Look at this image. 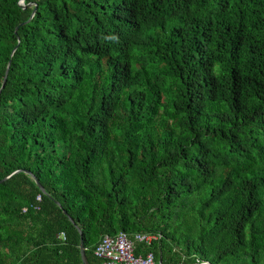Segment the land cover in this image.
<instances>
[{"label":"trees","instance_id":"1","mask_svg":"<svg viewBox=\"0 0 264 264\" xmlns=\"http://www.w3.org/2000/svg\"><path fill=\"white\" fill-rule=\"evenodd\" d=\"M8 63L0 264H264V0H0Z\"/></svg>","mask_w":264,"mask_h":264},{"label":"built area","instance_id":"2","mask_svg":"<svg viewBox=\"0 0 264 264\" xmlns=\"http://www.w3.org/2000/svg\"><path fill=\"white\" fill-rule=\"evenodd\" d=\"M37 201L41 200L37 196ZM26 209H23L25 212ZM59 238L64 239L63 234ZM161 239L160 234L138 233L129 237L124 232L115 235H104L94 249L97 264H157L154 254L149 251L155 242ZM142 247L143 254L135 255L138 247Z\"/></svg>","mask_w":264,"mask_h":264},{"label":"water","instance_id":"3","mask_svg":"<svg viewBox=\"0 0 264 264\" xmlns=\"http://www.w3.org/2000/svg\"><path fill=\"white\" fill-rule=\"evenodd\" d=\"M34 11H35V10H34ZM33 13H34V12H33ZM9 64H10V63H8V66H7V69H6V72H5V76H4V79H3V82H2V85H1V88H0V92H1V90L4 88L5 83H6V78H7V73H8V67H9ZM18 172H19V171H16V172H14L13 174H16V173H18ZM24 173H26L27 175L31 176V178H33V180H34L35 184L37 185V187L39 188V190L42 192V194L45 195L46 192H45L43 186L38 182V180H37L32 174H30L29 172H24ZM13 174H12V175H13ZM9 177H10V176H9ZM9 177L4 178L3 180L0 181V183L6 181ZM55 203H56L57 206L60 207V204H59L58 202H55ZM64 213H65V212H64ZM65 214H66V213H65ZM69 221H70L72 224H74V221H73L71 218H69ZM75 228H76V230L78 231V233H79V235H80V245H79V250H80V256H81L82 264H88V263H87V260H86V256H85V247H84V242H83V237H82L81 230H80V228H79L78 226H76V225H75ZM157 264H163V263H162L161 260H159ZM196 264H208V263H196Z\"/></svg>","mask_w":264,"mask_h":264}]
</instances>
